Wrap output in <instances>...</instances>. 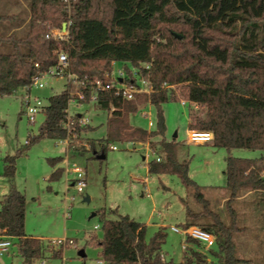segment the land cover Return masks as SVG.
Segmentation results:
<instances>
[{"label": "trees", "instance_id": "obj_1", "mask_svg": "<svg viewBox=\"0 0 264 264\" xmlns=\"http://www.w3.org/2000/svg\"><path fill=\"white\" fill-rule=\"evenodd\" d=\"M70 1L69 7L66 0H30L25 36L0 33V45L13 47L10 53H0V98L17 93L38 72L56 66L61 51L68 54L70 71L88 83L80 86L87 93L86 103H90L91 82L105 79L114 62L124 63L130 73L128 63L139 68L154 87L151 94H137L132 100L113 91L100 94L96 105L110 111L105 141H149L157 153L149 162V171L177 175L201 205L199 209L186 205L183 226H199L216 238L209 254L191 249L184 262H177L164 257V227L148 240L145 223L127 214L118 213L114 219L109 213L115 210L103 211V237H92L101 248L102 260L106 264H209L211 256L217 261L213 264L245 262L236 255L234 234L242 228L234 205L247 192L262 193L264 199V0ZM6 19L0 15V23ZM69 21L68 39L54 38L52 30ZM165 82L181 86L184 97L197 105L190 109L188 128L212 131L217 148L263 152L257 158L228 156L229 197L224 204L228 221L211 208L202 186L190 176V161L180 157L181 142L166 137L163 105L177 96L173 88L163 86ZM73 86L79 88L73 81L49 97L46 121L39 135H30L28 145L45 137L69 136L64 122ZM148 104L156 109L155 130L130 122V115ZM90 130L94 127L80 123L77 116L70 135L79 137ZM92 148L96 149L94 144ZM107 149L102 142L95 155H106ZM62 159L56 156L48 161L55 166ZM16 161V155L4 158L5 177H15ZM63 172V167L56 168L49 180H58ZM26 215V194L12 187L0 201V232L15 239L23 263L33 264L47 250L62 257L66 246L50 247L26 233ZM187 241L200 244L191 237Z\"/></svg>", "mask_w": 264, "mask_h": 264}, {"label": "rangeland", "instance_id": "obj_2", "mask_svg": "<svg viewBox=\"0 0 264 264\" xmlns=\"http://www.w3.org/2000/svg\"><path fill=\"white\" fill-rule=\"evenodd\" d=\"M0 15L7 16V19L0 23L1 35L13 33L23 37L28 30L30 0H0ZM12 50L13 47L9 43L0 45V53H10ZM128 65L132 67L130 63ZM114 67L117 70L125 67V64L117 62ZM44 82L45 87L33 88L31 93L40 97L45 105L48 104L51 95L64 90L68 84L67 78L54 76L46 77ZM76 89L74 86L71 88L73 92ZM174 90L177 99L163 105L167 125L166 137L169 140L177 138L182 142V152L193 156V176L202 170L211 173L204 178L199 176L198 179L202 183L216 184L217 187L214 191L211 186L205 185L202 192L210 200L211 208L220 212L228 221L227 210L217 203L223 193L229 194L224 172L227 151L186 144L189 113L194 106L189 101L182 105L181 99L186 98L181 86H175ZM24 93V90H19L13 95L0 98V194L8 193L12 187L26 194V230L28 233L43 237L45 244L58 248L59 245L53 243V239L68 238L75 241V245L66 247L63 245L65 248L62 257H55L47 250L42 258L36 259L33 264H40L44 259L48 264H106L99 263V260L103 259L101 248L92 237L96 236L97 239L103 237L102 212L110 210L116 211L109 213L114 219L119 213L130 215L145 224L149 220V224H146L148 240L161 228L157 223H164L167 238L163 245V254L175 261L182 259L184 241L181 234L172 230V226L183 227L181 221L186 205L198 209L201 205L177 175L148 173L147 161L157 157L149 141L107 143L105 138L110 111L99 108L93 102L82 106H77L73 102L70 104L71 112L89 118L91 121L87 125L94 126V130H97L83 132L79 137L73 138L69 148L65 143L57 144V139L48 137L28 145L30 135L40 134V129L46 121V113L45 111L38 113L36 121L29 122L24 113L22 99ZM150 121L153 122V126L150 125ZM156 121V109L151 104L130 115V122L134 126L147 130H155ZM175 133L177 137H174ZM157 139L159 138L153 140ZM102 142L108 148L107 156L99 159L95 151L101 150ZM92 144L96 149L92 148ZM112 144H116L119 149L113 150ZM146 146L150 151L146 150ZM233 154L252 156L255 150L235 149ZM8 155L17 156L14 178L3 175L4 158ZM63 155L68 157L69 167L76 163L86 169L87 187L83 191L75 187L68 190L64 173L58 180L46 179L53 170L48 157ZM63 166L67 167L65 164ZM146 175L149 176L148 183L139 180ZM74 177V173L69 174V179ZM88 196L89 200L86 199ZM234 208L237 213V224L242 228L234 234L236 255L246 260L241 264H264L262 193L256 192L254 196L237 201ZM96 226L99 228H95ZM196 245L198 246L196 250L206 251L203 245ZM209 262L217 263L215 258H211ZM0 264H23L15 245L11 247L9 254L0 256Z\"/></svg>", "mask_w": 264, "mask_h": 264}, {"label": "built area", "instance_id": "obj_3", "mask_svg": "<svg viewBox=\"0 0 264 264\" xmlns=\"http://www.w3.org/2000/svg\"><path fill=\"white\" fill-rule=\"evenodd\" d=\"M71 6L70 0H66ZM66 24V28H55L52 30V36L56 39L64 40L69 37V26L71 21L64 23ZM117 62L113 63V69L110 72H107L105 75V79L96 78L91 82V92H90V103H97L100 94L105 91H113L116 95L122 96L125 99L132 100L135 99L137 94L146 93L151 94L154 91V87L150 83L149 79L146 78L139 68L131 67V73L126 70L125 67L115 69V65ZM38 65V64H37ZM148 67V66H146ZM48 76L67 78L68 83L75 81L79 84V88L76 91H72V98L69 100L68 108L66 109L67 116L64 122V127L68 129L69 136L65 139H58L57 144L65 143L68 148L71 146V141L76 137L75 134L70 135L72 131V126L78 116L80 123L89 124L90 119L83 116L82 114H74L71 112L70 104L75 103L77 106H82L86 103L87 93L84 89H81L80 86L87 85L84 80H79L78 76L72 73L69 69V57L67 52L61 51L59 53V61L56 66L51 68L47 72H38L32 79L30 85L21 88L20 90H24V95L22 96L23 105H24V113L28 118L29 122L34 123L36 121V116L38 113L44 111L46 105L38 96H33L31 90L33 88H43L45 87V78ZM166 88L175 89V85H170L168 83L163 84ZM188 99H181L182 105H186ZM190 102V101H189ZM192 103V102H191ZM194 108H197V105L192 103ZM114 109V107H112ZM150 125L153 126V122L150 121ZM214 141V134L212 131L199 130V129H187V139L186 142L188 144H207L212 143ZM28 143V140H27ZM111 148L113 150L119 149L116 144H112ZM160 160V158H158ZM68 161H66L67 167L65 168L66 173V187L69 190L70 187H75L79 191H83L87 187V172L86 169L73 164L72 167L68 166ZM74 173L75 177L73 179H69V174ZM264 174V172H263ZM74 199V197H71ZM95 228H99L96 226ZM172 230L182 234L186 239L191 237L200 242L201 245L204 246L205 249H210L214 245H216V238L214 234L211 232L202 229L199 226L192 225L189 227H178L172 226ZM14 238L7 234L0 232V256L7 254L11 247L14 245ZM53 243L59 246H67V245H75V241L73 239H53ZM99 263H104L103 260H99ZM40 264H47V261L44 259Z\"/></svg>", "mask_w": 264, "mask_h": 264}, {"label": "crops", "instance_id": "obj_4", "mask_svg": "<svg viewBox=\"0 0 264 264\" xmlns=\"http://www.w3.org/2000/svg\"><path fill=\"white\" fill-rule=\"evenodd\" d=\"M83 115V114H82ZM97 119V118H96ZM189 119V118H188ZM98 120V119H97ZM93 125H96V124H93ZM94 127V126H93ZM95 128V127H94ZM95 130H97V129H95ZM94 130V131H95ZM181 142V141H180ZM146 145L148 144V143H145ZM181 144H182V142H181ZM186 144L187 145H196V146H200V147H206V148H217V147H215L214 146V144H213V142L212 143H207V144H188L187 142H186ZM219 149H223V148H219ZM146 150H149L150 151V148L149 147H147L146 146ZM226 150V149H225ZM235 149H233V150H231V151H227L226 153V157H225V160H226V166H227V158H228V156L229 155H232V156H236V155H234L233 154V151H234ZM154 151V150H153ZM95 154H96V151H95ZM263 154V152H261V151H256L255 150V154L254 155H252V156H236V157H250V158H257V157H260L261 155ZM63 159H62V161L61 162H59L57 165H55V166H52V168H53V170H52V172L56 169V168H58V167H63L64 168V164H66V161H68V157H66V156H61ZM180 157H186L185 159H188L189 161H190V176L195 180V181H197V183L198 184H200L202 187H204L205 185H208V186H211L213 189H214V191H215V189H216V187H217V185L216 184H206V183H202L201 181H200V179H198L199 178V176L200 177H202V178H204V176H209L211 173L208 171V170H206L205 172H204V170H202V172L200 173V172H196V175H194L193 176V156H190V154H187V153H183L182 152V148L180 147ZM49 158V157H48ZM145 158H147V156H145ZM69 162V161H68ZM149 162H150V160L149 161H147V171H148V173L151 175L152 173L149 171ZM5 164V163H4ZM196 170H197V168H196ZM226 170V169H225ZM198 171V170H197ZM52 172L50 173V175L52 174ZM225 172V171H224ZM64 174H65V176H66V173H65V168H64V172H63ZM163 174H168V173H163ZM50 175H48V176H46V179L48 180V181H50L49 180V177H50ZM5 177V176H4ZM138 179V178H137ZM139 180H141V181H144L145 183H148L149 182V176L148 175H146L145 177H141ZM226 187H227V183H226ZM11 189V188H10ZM6 194V193H5ZM5 194H0V201H1V199L3 198V196L5 195ZM224 195H222L221 197H219V199H218V201H217V203L219 204V206L220 207H224V204H225V202H226V200L228 199V197H229V194L228 195H225V193H223ZM205 195V194H204ZM251 195H255V192H247V193H245V194H243L241 197H239L238 198V200L237 201H241V200H243V199H245L246 197H249V196H251ZM206 197V196H205ZM207 198V197H206ZM184 200V199H183ZM132 218H134V217H132ZM185 220H186V211H185V214L183 215V221H181V223L183 224L184 222H185ZM137 221H140V220H137ZM149 221V220H148ZM148 221H146V224H149V222ZM140 222H142V221H140ZM26 223H27V215H26ZM157 225L159 226V227H165V224L164 223H161V224H159V223H157ZM174 226V225H173ZM177 226V225H176ZM179 227V226H178ZM184 227V226H183ZM175 232V231H174ZM26 233L29 235V236H33V237H36V238H41L42 240H44V238L43 237H41L40 235H33L32 233H28L27 232V230H26ZM176 233H178V232H176ZM180 234V233H179ZM181 236H182V239H183V257H182V259H180V260H177V262H184V257H185V255H188V254H191V249H194V250H196L197 248H198V246L195 244V243H192V242H188L187 241V239L181 234ZM45 241V240H44ZM77 243V242H76ZM216 247V245H214L212 248H210V249H206V252L209 254V251L208 250H211V249H214ZM10 253V251L7 253V254H9ZM84 256H86V255H84ZM165 256V258L166 259H168V257L166 256V255H164ZM212 257H209L208 258V261L211 259ZM24 264V263H23ZM48 264V263H47Z\"/></svg>", "mask_w": 264, "mask_h": 264}, {"label": "water", "instance_id": "obj_5", "mask_svg": "<svg viewBox=\"0 0 264 264\" xmlns=\"http://www.w3.org/2000/svg\"><path fill=\"white\" fill-rule=\"evenodd\" d=\"M63 27L66 28V24H64ZM174 137H177V133H175ZM97 157L99 159H103L106 157V155L105 154H99ZM86 199L89 200V196Z\"/></svg>", "mask_w": 264, "mask_h": 264}]
</instances>
